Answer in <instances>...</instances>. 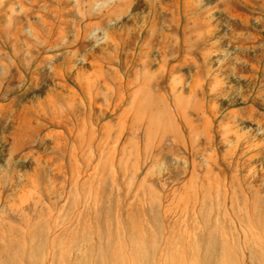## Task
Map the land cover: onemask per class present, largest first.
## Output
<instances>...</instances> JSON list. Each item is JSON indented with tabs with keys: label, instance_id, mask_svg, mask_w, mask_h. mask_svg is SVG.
<instances>
[{
	"label": "rangeland",
	"instance_id": "374dc122",
	"mask_svg": "<svg viewBox=\"0 0 264 264\" xmlns=\"http://www.w3.org/2000/svg\"><path fill=\"white\" fill-rule=\"evenodd\" d=\"M95 261L264 264V0H0V264Z\"/></svg>",
	"mask_w": 264,
	"mask_h": 264
},
{
	"label": "bare ground",
	"instance_id": "6f19581e",
	"mask_svg": "<svg viewBox=\"0 0 264 264\" xmlns=\"http://www.w3.org/2000/svg\"><path fill=\"white\" fill-rule=\"evenodd\" d=\"M119 247H120V246H119ZM94 255H95V254H94ZM94 264H97V263H96V261H95V263H94Z\"/></svg>",
	"mask_w": 264,
	"mask_h": 264
}]
</instances>
